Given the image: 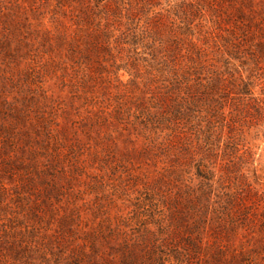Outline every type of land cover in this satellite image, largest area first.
Listing matches in <instances>:
<instances>
[{"label": "rangeland", "instance_id": "rangeland-1", "mask_svg": "<svg viewBox=\"0 0 264 264\" xmlns=\"http://www.w3.org/2000/svg\"><path fill=\"white\" fill-rule=\"evenodd\" d=\"M12 122L0 264H264V0H0Z\"/></svg>", "mask_w": 264, "mask_h": 264}, {"label": "trees", "instance_id": "trees-1", "mask_svg": "<svg viewBox=\"0 0 264 264\" xmlns=\"http://www.w3.org/2000/svg\"><path fill=\"white\" fill-rule=\"evenodd\" d=\"M96 3H99L101 2L102 0H95ZM253 0H248L249 3H252ZM239 12V14L242 16L243 15V12L241 10H237ZM253 23L255 24V28H257L258 30H262L261 27L259 26V22L256 21V20H252ZM245 94H249L248 91H244ZM178 99H181V101H176L175 100H172L174 101V103L171 105V109L174 113V116L178 115H183L184 114V110H183V107L184 105H186V101L185 99H183L184 97L182 96H178ZM176 97V98H177ZM11 111V110H9ZM20 122H16V123H8L7 125L5 124H0V134L1 135H4L5 137V140H4V143L6 145L9 146V148L13 147L14 148V141L16 140L15 136L18 135L19 133H23L24 131L21 130L18 126H19ZM217 223L218 224H221V221H223V219L219 216H217ZM136 244V243H135ZM133 245V244H132ZM131 246V245H130ZM126 248V247H125ZM129 248V247H128ZM130 251V249L127 250V252ZM144 259H145V264L148 262L149 264H156V255L154 253V251H151V250H148L144 253ZM157 260L160 261V258H157Z\"/></svg>", "mask_w": 264, "mask_h": 264}]
</instances>
